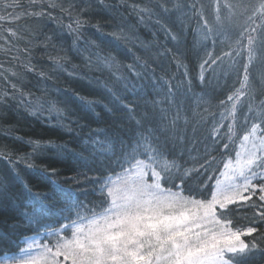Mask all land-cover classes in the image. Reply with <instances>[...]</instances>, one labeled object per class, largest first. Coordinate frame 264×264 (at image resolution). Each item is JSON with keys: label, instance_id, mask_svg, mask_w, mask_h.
Instances as JSON below:
<instances>
[{"label": "trees", "instance_id": "trees-1", "mask_svg": "<svg viewBox=\"0 0 264 264\" xmlns=\"http://www.w3.org/2000/svg\"><path fill=\"white\" fill-rule=\"evenodd\" d=\"M176 2L167 0L171 11L164 13L158 7L160 0H104V5L98 0H57L66 9L73 6V15L88 7L84 17L89 22L79 40L68 34L70 17L59 6L48 9L50 16L0 26V48L11 49L0 51V258L19 254L29 238L45 240L46 234L70 223L69 217L75 219L77 210L90 214L98 208L105 198L100 192L104 178L121 171V140L127 145L141 135L149 136L164 158L178 165L168 185L183 178L185 192L198 198L207 196L215 183L209 177L219 176L223 162L230 156L234 159L240 141L229 142L227 125L233 124L234 136H242L254 113H249L250 100L245 98L234 122L230 116L222 119L226 109L220 101L240 87L243 65L249 63L246 51L241 56L225 55L237 50L242 27L234 34L218 29L208 10L215 0H179V10L173 7ZM19 3L24 9L30 6V0ZM133 4L152 8L170 32L166 34L155 17L141 19ZM193 4L197 10L204 6L212 27L207 38L199 30L203 25ZM9 27L21 38H10L6 45ZM120 30L128 39L113 35ZM56 56L66 57L60 67L50 59ZM97 56L114 57L113 67H106ZM28 65L34 71H28ZM133 65L139 76L130 70ZM263 65L259 54L249 65L250 99L255 104L264 101ZM165 98L169 102L162 107L169 119L161 121L160 106L154 108L152 101ZM37 101L44 107L33 113L31 106ZM53 106L59 112L50 111ZM126 106L134 107V113ZM177 109L180 120L173 129L171 117ZM220 123L225 126L214 141L210 133ZM106 138L113 141L114 154L97 150L94 141ZM37 142L40 147L34 150ZM206 160H211L207 170L200 167ZM193 168L196 171L183 176L185 169ZM45 196L49 211L39 225H29L25 213L31 212L30 202ZM232 219L241 227L255 220L260 231L254 235L264 233V223L251 208L234 212ZM248 264H264V252H257Z\"/></svg>", "mask_w": 264, "mask_h": 264}, {"label": "snow or ice", "instance_id": "snow-or-ice-1", "mask_svg": "<svg viewBox=\"0 0 264 264\" xmlns=\"http://www.w3.org/2000/svg\"><path fill=\"white\" fill-rule=\"evenodd\" d=\"M104 5V0H98ZM60 7L70 17L66 25L69 35L79 40L82 28L89 22L84 13L88 7L81 8L73 15L72 7L64 8L57 0H30L27 9L22 8L19 0H0V26L3 23L18 22L23 18H42L51 15L48 9ZM158 7L164 12L171 11L167 0H160ZM179 10L182 5L179 0L173 6ZM195 15L199 17L203 27L200 32L207 38L212 33L204 6L197 10L191 5ZM11 9V11H9ZM132 9L141 19L147 15L155 17L156 23L168 34L169 29L161 22L158 14L147 6L133 4ZM240 9V15L245 18L241 29V37L237 42V50L225 53L226 56H241L246 51L249 63L244 64V76L240 80V87L235 88L227 100L220 101L226 109L222 119L231 117L235 121L239 106L245 98H249V113H254L250 126L245 128L242 136H234L233 124H228V139L235 143L239 139V150L235 152V159L231 156L223 162V168L217 169L219 176L215 179L207 196L197 197L185 192L184 181L169 186L172 169L177 168L175 162L164 158L160 148L149 136L141 135L134 143L125 145L121 140V171L114 177L104 178L100 188L104 200L98 208L90 214L76 211V218L69 217L70 223H65L58 230L50 233L56 237L55 244L40 243L35 237L25 241L26 247L20 249L19 254L5 255L0 258V264H248L257 253L264 252V233H259L256 221L247 226H237L232 215L234 212L251 208L259 222L264 223V101L259 104L251 102L253 84L249 79V65L259 54L264 59V0H257L254 4H237L234 0H215L213 10L218 23L225 17L231 22ZM52 19H56L54 16ZM207 29V31H205ZM4 44H11V39L21 38L14 28L6 29ZM118 39H128L123 30L113 33ZM175 40L177 36L171 33ZM247 43H244V39ZM48 39H51L49 37ZM75 46V41L74 45ZM10 48H0V51H10ZM27 51V49H25ZM18 57H13L16 59ZM65 56L50 57L57 67ZM97 60L106 67L112 68L114 57H99ZM209 63L205 61L204 64ZM212 64L216 59L211 60ZM204 64H201L203 70ZM91 66V64H90ZM146 67V65H145ZM2 68V66H0ZM28 71H34L31 65ZM133 74L139 76L135 66H130ZM12 75H16L15 72ZM43 76V73H41ZM203 79V77H201ZM15 92L16 85L12 84ZM171 88L169 95H171ZM8 94L5 93V96ZM169 102L167 98L152 101L153 107H159L161 121L169 119L168 110L162 107ZM231 109L227 110V106ZM37 101L31 106L33 113L43 109ZM129 113H134V107ZM50 111H57L53 106ZM249 117L245 118L247 125ZM180 120V112L171 117V126L175 129ZM139 124L140 121L137 120ZM225 125H214L210 135L213 140L219 136L220 129ZM101 154H114V143L106 138L94 141ZM40 147L37 142L34 150ZM229 144H224L227 150ZM212 159H215L214 157ZM211 160H206L200 167L207 170ZM196 169H185L183 176L190 175ZM62 191V190H61ZM48 197H35L30 202L31 212L25 213V220L29 225H39L40 219L49 211L43 203ZM87 211V210H86ZM70 232V235H69ZM244 237H251L250 240Z\"/></svg>", "mask_w": 264, "mask_h": 264}, {"label": "rangeland", "instance_id": "rangeland-1", "mask_svg": "<svg viewBox=\"0 0 264 264\" xmlns=\"http://www.w3.org/2000/svg\"><path fill=\"white\" fill-rule=\"evenodd\" d=\"M223 2H224V0H220L221 5H223ZM234 2L237 3V4H241V3H243V4H254V3L257 2V0H234ZM208 10H209V17L211 19H213L214 17L216 18L215 12L213 10V7L211 8L209 6ZM239 13H240V9H237V12L234 15L233 19L231 20V22H229L226 19V17L228 16V13L226 11H222V15L225 17V19L223 20L222 23L216 22V27L218 29H223L228 34L237 33L238 29L243 27V25L245 24V18L242 17ZM263 68H264V65H263ZM261 78L264 81V70H263V72L261 74ZM234 159H235V157H234ZM69 235H70V232H69ZM35 238L40 243H52V244H55V241H56V237L54 235H50V233L46 234L45 240H43V241H41L37 237H35ZM24 247H26V244L24 245Z\"/></svg>", "mask_w": 264, "mask_h": 264}]
</instances>
